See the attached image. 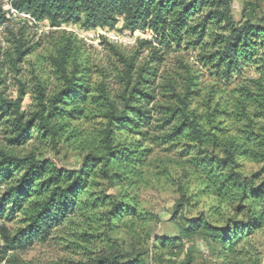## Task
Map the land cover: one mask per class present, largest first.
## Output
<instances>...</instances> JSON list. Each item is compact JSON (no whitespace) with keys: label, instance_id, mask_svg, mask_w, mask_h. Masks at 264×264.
<instances>
[{"label":"rangeland","instance_id":"1","mask_svg":"<svg viewBox=\"0 0 264 264\" xmlns=\"http://www.w3.org/2000/svg\"><path fill=\"white\" fill-rule=\"evenodd\" d=\"M19 1L0 0V14L5 18L0 26L3 98L15 102L24 92L21 113L29 117L38 110L40 93L47 101L59 93L62 84L53 59L65 47L70 49L71 64L90 71L88 79L94 94L84 116L69 122L56 147L39 138L26 146H11L9 125L0 122V150L20 157L35 153L38 159L49 160L66 171L79 170L89 154H101L106 119L97 100L99 85L103 84L112 96L122 93L123 59L134 63V75L146 65L157 73L153 87L157 99L153 106L155 121L140 130L144 136L132 132L116 135V143L141 154L126 168H119L120 185L99 176L92 178L79 210L46 242L8 250L0 235V264H86L115 255L140 258L144 264H185L189 258L191 264H264V226L237 241L232 249L212 241L204 232L178 241L184 220L203 217L209 224L225 227L244 221L247 208L225 182L229 170L211 166L188 132L169 140L180 119L168 124L169 116L164 115L178 106L177 95L187 93L186 82L192 77L189 111L204 121L205 133L215 136L221 145L220 150L209 146L208 154L219 156L231 142L244 143L245 151L238 153L235 171L245 179L259 174L256 183L264 185V112L260 104L264 99V70L252 66L227 80L222 72L201 61L203 51L175 48L158 50L163 56L160 63L152 58V48L144 44L149 37L125 29L123 20L111 31H87L79 24L54 27L49 21L39 22L17 11L13 5ZM244 9L254 10L257 19L264 21V0H234L232 12L237 23ZM20 44L23 51L29 50L16 64L12 59H16ZM116 202L125 206V214L110 217ZM24 219L18 215L0 220V227L15 236L24 227ZM175 240V245H170L169 241ZM163 242L168 244L164 246Z\"/></svg>","mask_w":264,"mask_h":264},{"label":"trees","instance_id":"2","mask_svg":"<svg viewBox=\"0 0 264 264\" xmlns=\"http://www.w3.org/2000/svg\"><path fill=\"white\" fill-rule=\"evenodd\" d=\"M233 1L20 0L13 6L36 21H49L54 27L79 24L87 31H111L123 20L125 29L149 37L144 44L152 48L154 61L161 63L163 60L158 50H200L203 51L200 57L204 64L231 80L236 75H242L245 68L255 66L258 71L264 70V21L257 19L254 10L247 12L244 9L242 20L237 23L232 12ZM4 20V14H0V26L5 23ZM23 47V44L19 45L16 59H12V62L17 64L28 54L29 49L23 51ZM69 51L65 47L59 52V57L53 59L62 84L60 92L48 101L44 93H40L38 110L29 117L21 113L23 90L15 102L4 99L0 94V122L9 125L11 146H26L39 138L56 147L69 122L84 116L90 96L94 94L88 79L90 71L87 68L79 70L77 65L71 64ZM123 64L125 70L121 94L112 96L103 84L99 85L97 100L103 105L106 119L102 134L103 152L86 156L79 170L58 169L51 161L38 159L35 153L20 157L0 150V220H11L18 215L25 217L24 227L15 236L4 226L0 227V235L7 243L8 250L26 249L36 242L48 241L52 232L79 210L82 195L89 188L92 178L99 176L110 184L120 185L121 181L118 180L122 175L118 173L119 168H126L135 156L141 155L116 143V135L132 132L144 136L140 130L155 121L153 106L157 98L153 87L158 76L148 65L138 69L134 75V63L123 59ZM262 76L264 78V73ZM192 80V77L187 79V93L183 97L177 95L178 106L164 113L169 116L168 124L180 119V124L168 138L173 141L188 132L211 166L229 170L225 182L235 189L238 200L247 209L244 221H236L225 227L209 224L203 217L184 220L185 226H180L178 241L204 232L212 241L232 249L237 241L264 226V185L256 183L259 174L245 179L235 171L238 167L237 155L245 151L244 143L231 142L219 156L208 154L209 146L220 150L221 145L215 136L205 133L204 121L189 111L187 98ZM260 104L264 112V99ZM261 142L264 149V138ZM262 156L264 162V153ZM123 214L125 206L114 203L109 216L118 218ZM169 242L175 245L177 240ZM163 244L166 246L168 243ZM86 264L144 262L140 258L115 255L92 259ZM185 264H191L190 258Z\"/></svg>","mask_w":264,"mask_h":264}]
</instances>
